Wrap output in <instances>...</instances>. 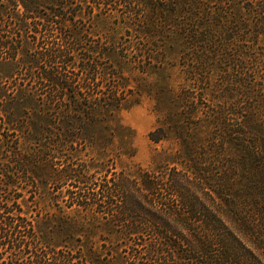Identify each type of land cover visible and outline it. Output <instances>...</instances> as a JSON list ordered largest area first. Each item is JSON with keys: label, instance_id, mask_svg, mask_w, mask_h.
Segmentation results:
<instances>
[{"label": "trees", "instance_id": "16d2710c", "mask_svg": "<svg viewBox=\"0 0 264 264\" xmlns=\"http://www.w3.org/2000/svg\"><path fill=\"white\" fill-rule=\"evenodd\" d=\"M82 5L127 35L86 43ZM45 23L35 54L0 39V264H264V0H56ZM156 67L171 146L145 167L121 112ZM55 181L29 216L22 183Z\"/></svg>", "mask_w": 264, "mask_h": 264}, {"label": "rangeland", "instance_id": "374dc122", "mask_svg": "<svg viewBox=\"0 0 264 264\" xmlns=\"http://www.w3.org/2000/svg\"><path fill=\"white\" fill-rule=\"evenodd\" d=\"M56 0H0V39H7L12 41L18 46L26 45L25 52L28 54H35V50L40 46H47L53 38L51 33H48L42 27L45 23V19L51 13V6ZM84 2L85 0H78ZM74 14H70L73 20V27H77L81 30L82 37L86 43L97 44L98 42H105L103 36L105 34L113 35L118 41L121 36H126V31L118 29V17H112L105 21L94 20L91 16L90 7L82 8L77 7ZM111 11V10H110ZM97 12V11H95ZM115 12V11H114ZM116 14L121 16L124 14L122 11H117ZM26 19L27 27L21 28L19 26V19ZM101 22V25H100ZM47 23H45L46 25ZM109 32V33H108ZM105 33V34H104ZM50 40V41H49ZM23 51L18 53V58L22 59L25 54ZM180 56L178 54L172 55L171 59L174 64L177 62L175 68H168L172 72V84L174 89L179 87L181 79L179 78V65L178 60ZM114 63V62H113ZM162 70L154 68L148 74H140L137 71V77L131 79L133 86H138L140 89H135L133 96V104L127 109L121 112V116L125 124L129 125L135 131L134 145L137 148V155L132 158L134 163H140L145 167L150 166L152 148L158 146L166 148L171 146L170 142L155 145L149 138V132L158 125V119L163 115L157 109L155 92L158 86L161 84ZM135 74V73H134ZM126 76L132 77L130 73L126 72ZM143 90V93L140 90ZM158 92V91H157ZM206 106L202 108L201 115L208 117V111L216 110V106L212 105L209 101L205 103ZM210 108V109H209ZM212 128V127H211ZM210 128V129H211ZM213 130V129H211ZM208 132V130H207ZM206 132V133H207ZM212 132V131H211ZM207 139V138H206ZM162 145V146H161ZM86 157H84L85 159ZM83 162V160H76V163ZM126 163L129 160H124ZM121 162H116L117 169L123 167ZM19 190L23 192V196L19 199L21 206L29 216H36L37 214L43 215L46 211H56V205L49 199V194L52 192L66 191L68 188H72L69 182H49L37 184L31 183V185H25ZM63 204V203H62ZM38 218V217H36Z\"/></svg>", "mask_w": 264, "mask_h": 264}]
</instances>
